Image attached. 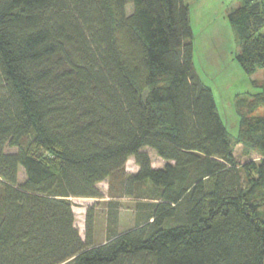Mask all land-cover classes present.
I'll return each instance as SVG.
<instances>
[{"label":"trees","instance_id":"trees-1","mask_svg":"<svg viewBox=\"0 0 264 264\" xmlns=\"http://www.w3.org/2000/svg\"><path fill=\"white\" fill-rule=\"evenodd\" d=\"M228 19L253 75L264 0ZM194 52L186 0H0V264H264V159L236 161ZM236 107L264 156V91ZM105 181L137 217L97 244L72 199L104 198Z\"/></svg>","mask_w":264,"mask_h":264},{"label":"rangeland","instance_id":"rangeland-1","mask_svg":"<svg viewBox=\"0 0 264 264\" xmlns=\"http://www.w3.org/2000/svg\"><path fill=\"white\" fill-rule=\"evenodd\" d=\"M186 1L191 7L195 69L204 84L209 86L215 95L219 112L232 141L233 155L241 166L260 163L264 156L260 154L258 148L246 145L238 139L241 120L236 107L237 99H250L264 91L254 84V81L264 80V68L258 69L253 75H248L236 58L242 46L236 28L229 22L228 12L240 0ZM255 114L264 115V108L257 110ZM145 150L149 152L154 167H164L166 162L154 150L150 148ZM126 169L129 173L138 171L139 167L134 157L128 160ZM244 176L246 180V173ZM20 177H24L23 170ZM99 187L104 193V198L72 199L76 225L84 239L87 211L88 208L93 209L97 244L106 241L109 228L114 225L118 226L119 232L134 228L137 217L135 200L130 197L110 196L108 181L101 183ZM113 202L116 206L111 205ZM262 209L264 210V205Z\"/></svg>","mask_w":264,"mask_h":264},{"label":"crops","instance_id":"crops-1","mask_svg":"<svg viewBox=\"0 0 264 264\" xmlns=\"http://www.w3.org/2000/svg\"><path fill=\"white\" fill-rule=\"evenodd\" d=\"M236 3H237V2H236ZM236 3H235V5H234L233 7H236V5H237Z\"/></svg>","mask_w":264,"mask_h":264}]
</instances>
